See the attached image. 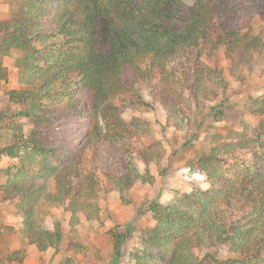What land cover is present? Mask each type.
<instances>
[{
    "label": "trees",
    "instance_id": "1",
    "mask_svg": "<svg viewBox=\"0 0 264 264\" xmlns=\"http://www.w3.org/2000/svg\"><path fill=\"white\" fill-rule=\"evenodd\" d=\"M11 3L0 22V57L21 54L24 88L7 92L17 110L0 117L8 138L0 160H12L0 202L15 201L23 236L39 253L62 242L58 227H43L48 209L62 206L74 228L81 218L99 219L100 196L117 193L129 203L136 181H154L152 164L164 176L160 142L147 120L123 119L128 106L160 105L165 130L204 129L218 110L205 107L226 90L227 78L242 82L257 59L264 61V35L248 30L264 0ZM215 15L230 26L216 25ZM221 47L226 69L214 65ZM246 108L257 118L254 136L211 137L209 150L189 160L207 187L175 204L149 203L154 225L142 232L131 264H264V91ZM4 229L0 222V234ZM110 234L107 264H119L130 232ZM76 246L74 253L84 252ZM23 260L22 251L4 258Z\"/></svg>",
    "mask_w": 264,
    "mask_h": 264
},
{
    "label": "rangeland",
    "instance_id": "2",
    "mask_svg": "<svg viewBox=\"0 0 264 264\" xmlns=\"http://www.w3.org/2000/svg\"><path fill=\"white\" fill-rule=\"evenodd\" d=\"M230 6L231 4L228 6L229 10L232 9ZM12 11L11 0H0V22L8 19ZM212 22L219 26H230L228 19L218 15L212 18ZM248 30L253 35H264V11L253 16ZM20 56L19 52L11 51L0 57V67L5 73V77L0 78V117H3L4 112L17 110L9 103L7 92L24 88L18 81ZM214 65L224 69L227 67L222 47L216 54ZM224 73L226 74V71ZM263 91L264 61L259 58L252 69L244 74L242 82L227 78L226 90L215 101L206 105L205 111L217 107L221 114L214 110L216 115L204 121V129L197 130L191 126L185 131H174L172 128L165 130L161 125L164 111L160 105L155 104L153 111L138 105L128 106L123 113V119L126 122L133 118L147 120L153 139L160 142L164 176H160L158 169L152 164L150 173L154 181H136L128 191L129 203H124L117 193L100 196L99 219L86 221L81 218L74 228L69 225L70 214L62 206L48 209L45 212L43 227L47 230L58 227L62 233V242L58 250H48L45 253H39L23 236L20 216L14 208L15 201L0 202V222L5 226L0 234V264H19L4 261L6 255L16 251H22L24 255L20 264H65L68 259V264H107L112 253L111 231L130 232L123 245L119 264H131L130 254L142 246V232L154 225L152 215L147 212L149 203L157 201L163 206L175 204L181 194L205 189V175L193 171L189 160L201 151L209 150L213 144L211 137L214 135L231 137L240 134L252 138L257 128V118L250 114L246 105L250 97ZM144 99L150 101L146 96ZM214 116L219 117V120ZM3 132L4 130L0 129V147L8 143V138ZM146 143L148 144L147 141ZM11 162L12 160L5 156L0 160V197L1 187L6 180L5 169ZM72 245L83 247L84 252L74 253Z\"/></svg>",
    "mask_w": 264,
    "mask_h": 264
}]
</instances>
